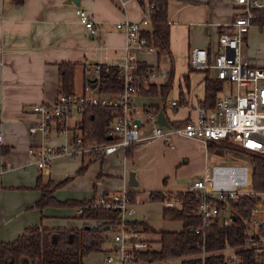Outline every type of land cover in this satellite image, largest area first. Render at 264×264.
Listing matches in <instances>:
<instances>
[{
  "label": "crops",
  "instance_id": "1",
  "mask_svg": "<svg viewBox=\"0 0 264 264\" xmlns=\"http://www.w3.org/2000/svg\"><path fill=\"white\" fill-rule=\"evenodd\" d=\"M77 6L86 8L95 19V33H90L81 22ZM145 12L140 0H80V4L73 0H24L22 3L0 0V130L3 134L0 240H14L25 227L35 223L46 227L89 225L92 218L80 216L79 206L53 203L38 206L40 176L43 182L53 179L55 183L67 178L53 191L59 200L88 199L126 186L132 201L135 197L149 199L153 190H188L195 179L203 176L189 180L205 163V154L201 164L193 162V156L205 145L201 139L177 135L175 146L160 138L148 141L145 136L150 133V127L145 121L139 127L140 138L125 154L116 152L102 158L60 154L53 158L47 177L30 153V148L41 142L57 147L71 146L73 142L74 135L67 133L53 131L42 136L29 132L36 116L33 106L59 95V64L64 61L75 64L74 91L81 94L88 79L98 77L94 69L97 63L118 64L122 60L126 35L116 23L126 19L138 21ZM238 15L234 0H168L170 52L136 51L138 63L152 64L164 71L149 75V81L158 85V92L137 90L135 116L138 119L143 120L141 115L149 106L158 113L163 110L170 124H182L196 118L201 106L212 108L219 95L233 92V83L218 78L220 90L214 101L205 104L207 78L214 76V70L194 67L190 54L194 47H206L210 57L213 56L218 49V34L233 29L230 23ZM141 26L145 28L149 23ZM164 82L169 84L162 93L160 88ZM172 100L177 103L172 104ZM82 116L69 117L68 125H72L74 132L83 129ZM113 122L114 117L108 130ZM214 142L215 146L227 149L231 145L229 139ZM83 164L87 166L79 173ZM210 167L207 168L211 170ZM132 170L137 185L129 183ZM61 188L65 189L63 196L59 194ZM103 255L101 250H92L84 255V264H119L106 261Z\"/></svg>",
  "mask_w": 264,
  "mask_h": 264
},
{
  "label": "built area",
  "instance_id": "2",
  "mask_svg": "<svg viewBox=\"0 0 264 264\" xmlns=\"http://www.w3.org/2000/svg\"><path fill=\"white\" fill-rule=\"evenodd\" d=\"M239 15L230 24L233 29L223 30L218 34V49L210 57L206 47H194L191 50V64L197 68H212L216 78L229 81L235 88L230 94H221L216 98L214 107L201 106L196 118H189L184 123L166 126L157 121L158 111L153 107L145 108L147 120L151 123L150 133L145 136L148 141L163 139L174 146L177 135L195 137L205 144L209 141L229 139L237 146L248 151L264 154V66H254L244 49V33L253 24L256 16L254 9L264 8V0H234ZM153 4H147L146 12L140 20H121L116 23L118 29L126 35L125 53L117 64L124 80V87L113 93H102L98 87L90 84L84 86L81 94H59L51 101H43L33 106L35 119L29 127L31 134L47 136L53 131L66 134L68 119L74 111L83 115L88 105L112 106L119 109L114 117L112 127L108 130L109 139L98 141L85 138L83 130H77L71 146L57 147L50 143L41 142L30 148L34 155V162L41 170L49 169L53 158L60 154L93 155L97 158L105 157L116 152L124 154L128 148L140 138L139 127L135 111L138 108L137 50L148 52L158 48L142 34V24L151 22ZM76 13L90 33H95L97 26L95 19L82 6H77ZM102 64L97 63L94 69L99 73ZM149 75L162 69L148 65ZM98 93H95V92ZM176 104V100L171 101ZM78 127V126H77ZM3 144V134L0 130V150ZM244 170L245 176L239 177ZM249 176V179H248ZM195 192L198 202L196 211L202 222L191 229L205 233V228L211 222L219 219L224 225L231 224L235 215H239L232 201H236L241 194L249 193L258 197L249 217H243L245 223L243 242L226 245L214 251H203L185 256L203 257L209 253H222L224 264H264V190L257 191L252 185V165L250 160L240 163H219L212 165L211 170L198 177L189 186ZM129 188L123 186L108 195H100L93 203L95 207L116 210L118 215L105 223L101 218H92L89 225L99 227L108 225L107 231H113L111 252H103L106 261H117L119 264H180L183 257L166 259H147L140 257L138 252L151 248L150 241L138 236L137 229L130 224L129 216L135 213L132 206ZM167 206H181L182 201L177 197L165 200ZM83 211L82 207L78 209Z\"/></svg>",
  "mask_w": 264,
  "mask_h": 264
},
{
  "label": "trees",
  "instance_id": "3",
  "mask_svg": "<svg viewBox=\"0 0 264 264\" xmlns=\"http://www.w3.org/2000/svg\"><path fill=\"white\" fill-rule=\"evenodd\" d=\"M24 0H14L22 3ZM144 7L153 4L151 22L149 26L142 28V34L157 46L159 52H170L169 45V21L167 16L168 0H140ZM256 16L253 23L261 28L264 26V8L254 9ZM74 67L72 62H61L59 94L74 95ZM148 65L138 64L137 77L135 79L136 89L144 93L158 92V85L149 81ZM221 80V79H220ZM215 76L207 78L205 104L211 103L220 90V81ZM88 84L98 87L102 93H113L124 87V80L120 74L117 64H102V68L95 80L88 79ZM86 83V84H87ZM169 82L161 84V92L165 93ZM216 102V101H215ZM119 113V109L112 106L88 105L83 113L81 124L85 138H97L100 141L109 139L108 125ZM216 142L210 141L209 147H214ZM232 149L242 153H248L252 165V185L255 190H264V154L255 151L244 150L231 143ZM87 164H83L78 172H83ZM67 179V178H66ZM55 183L53 179L43 182L41 176L37 186L41 189V196L37 205L44 207L53 203L57 205H76L83 208L79 213L82 217L101 218L105 223L114 219L118 212L116 210L95 207L93 203L99 196L88 199H66L59 200L53 195V191L61 186L65 180ZM102 195H108L102 193ZM171 197H177L182 201L181 206H167L162 209L163 217L166 219L181 220L183 225L178 230H159L151 227L143 220H130L136 229L152 230L159 233V248H148L141 250L138 255L147 259H166L171 257H183L180 264H224L222 253H209L203 257H185L203 251H214L226 245H235L243 242L245 223L243 217H249L251 210L256 204L258 197L249 193L239 196L232 201L239 215L234 217L231 224L224 225L219 219L211 222L205 228V233L196 232L191 227L202 222L200 214L195 205L198 202L196 194L190 190L163 191L153 190L151 199L162 201ZM92 250L111 252L108 241L107 230L103 226L93 227H46L35 223L28 225L14 240H0V264H84L83 257Z\"/></svg>",
  "mask_w": 264,
  "mask_h": 264
},
{
  "label": "rangeland",
  "instance_id": "4",
  "mask_svg": "<svg viewBox=\"0 0 264 264\" xmlns=\"http://www.w3.org/2000/svg\"><path fill=\"white\" fill-rule=\"evenodd\" d=\"M243 44L249 63L254 66H264V26L261 28L258 24L251 25L244 38ZM77 90L78 93L81 92V88L78 87ZM95 93L98 92L96 91ZM141 116L143 121H146L148 119L146 113H143ZM71 117L79 118L80 114L77 111H74ZM69 122L70 119L68 121V124ZM148 124H149L148 127H150L151 123ZM75 132L71 125L68 128L67 134H69L72 137ZM198 151L200 152L197 153L195 156H193V162L201 164L205 154V163L201 168L196 169L191 174V177L189 178V180L191 181H193L197 175H204L208 169L207 167L211 166L210 167L211 169L215 161L225 164L231 162L240 163L250 160L248 153H242L232 148L227 149L222 146H214L210 148L205 144V145H201V150ZM68 155H70L71 157L74 156L72 154H68ZM78 156L82 157L83 155L80 154ZM48 171H49L48 169H44L45 177L48 176ZM64 192L65 189L61 188L59 194L63 196V194H65ZM165 205H166L165 201L159 199H151V198L148 199L146 196L143 199H138V197H135L132 202V206L135 209V213L133 215H130L129 219L143 220L149 223V225L151 227H154L157 231L178 230L182 228L183 223L181 220L166 219L163 217L162 209ZM137 230H138L137 231L138 236H142L144 239L150 241L151 248L160 247V243L157 241L159 239V233L157 231L155 232L152 230H144V229L141 230L137 229ZM113 235H114L113 231H107L108 241L111 244L114 243L112 239Z\"/></svg>",
  "mask_w": 264,
  "mask_h": 264
},
{
  "label": "water",
  "instance_id": "5",
  "mask_svg": "<svg viewBox=\"0 0 264 264\" xmlns=\"http://www.w3.org/2000/svg\"><path fill=\"white\" fill-rule=\"evenodd\" d=\"M72 1V0H71ZM75 3L77 4H80V0H73ZM96 77H91L90 80H95ZM137 121L138 123H140V119L137 118ZM157 121L161 124H164V125H167V126H170V122L168 121L167 117L165 116V113L163 110L159 111L158 113V117H157ZM129 183L131 185H137L138 184V181L137 179H135V171H131L130 172V176H129ZM236 217V215H235ZM90 225H86V227H89ZM105 228H108V225L105 226ZM193 230V229H192Z\"/></svg>",
  "mask_w": 264,
  "mask_h": 264
},
{
  "label": "bare ground",
  "instance_id": "6",
  "mask_svg": "<svg viewBox=\"0 0 264 264\" xmlns=\"http://www.w3.org/2000/svg\"><path fill=\"white\" fill-rule=\"evenodd\" d=\"M242 176H245V172H244V170H242V171L240 172V174H239V177H242ZM248 179H249V176H248Z\"/></svg>",
  "mask_w": 264,
  "mask_h": 264
}]
</instances>
